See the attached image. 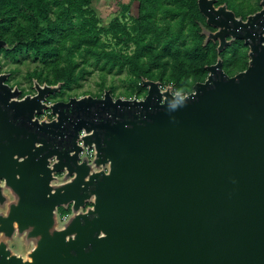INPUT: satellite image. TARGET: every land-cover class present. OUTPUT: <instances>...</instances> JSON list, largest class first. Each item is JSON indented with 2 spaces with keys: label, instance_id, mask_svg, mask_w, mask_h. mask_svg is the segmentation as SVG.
I'll list each match as a JSON object with an SVG mask.
<instances>
[{
  "label": "water",
  "instance_id": "1",
  "mask_svg": "<svg viewBox=\"0 0 264 264\" xmlns=\"http://www.w3.org/2000/svg\"><path fill=\"white\" fill-rule=\"evenodd\" d=\"M215 2L204 42L242 40L247 67L217 58L184 95L142 79L143 98L48 104L60 83L19 98L0 73V264H264V0Z\"/></svg>",
  "mask_w": 264,
  "mask_h": 264
},
{
  "label": "trees",
  "instance_id": "2",
  "mask_svg": "<svg viewBox=\"0 0 264 264\" xmlns=\"http://www.w3.org/2000/svg\"><path fill=\"white\" fill-rule=\"evenodd\" d=\"M135 1V16L126 15L125 4L118 16L102 25L92 0H0V39L7 43L0 54L12 60L24 54L32 58L33 69L27 72L31 85L34 80L41 85L60 83L54 96L94 71L101 91L90 95L101 97L107 89L115 98H143L147 89L142 79L170 85L184 95L205 80L207 66L217 58L229 76L247 67L248 47L242 40H233L220 52L217 42H204L201 27L214 28L206 24L197 0ZM259 1L216 0L215 6L225 3L245 19L260 9ZM117 74H124L126 84L119 93L114 81L105 85L107 77ZM58 212L63 217L70 209L61 207Z\"/></svg>",
  "mask_w": 264,
  "mask_h": 264
},
{
  "label": "rangeland",
  "instance_id": "3",
  "mask_svg": "<svg viewBox=\"0 0 264 264\" xmlns=\"http://www.w3.org/2000/svg\"><path fill=\"white\" fill-rule=\"evenodd\" d=\"M250 1L252 3H257L259 0H250ZM125 4H128L129 6V10L126 13V15L135 16L137 14V6H138V3L135 0H92L91 7L98 16L100 23L102 25H107L112 18L119 15L122 9V5ZM0 60L3 61L2 70L0 71V73H5V71L13 70L11 72L12 76L10 79V83L15 84L19 81L20 86L24 90L29 91L31 89V82L27 77V72L33 69L32 67L33 64H31L33 59L30 58L28 55L24 54L22 55L20 60H12L9 57L4 56L3 53H1ZM123 78H124V74L109 76L105 81V85H110L111 82L114 81V84L116 85L115 92L119 93L123 91V89L126 86V84L123 82ZM99 82L100 81L98 79L97 73L94 71L91 74H89L85 79L80 80L79 83L73 84L71 88H65L63 94H58L56 96L52 95L51 99H49L50 96L49 95L47 98V103L50 104L55 100H61L69 96L80 97L87 92L88 94L99 93L101 91ZM50 116L51 114L47 110L40 118L49 120L51 119ZM69 213L63 217L59 215L61 221L63 220L65 221L66 218L69 216ZM9 245L15 252L18 253L24 252V248L22 246L20 238L15 237L14 240H12L9 243Z\"/></svg>",
  "mask_w": 264,
  "mask_h": 264
},
{
  "label": "flooded vegetation",
  "instance_id": "4",
  "mask_svg": "<svg viewBox=\"0 0 264 264\" xmlns=\"http://www.w3.org/2000/svg\"><path fill=\"white\" fill-rule=\"evenodd\" d=\"M2 65H3V61H1L0 60V66H1V69H0V71L2 70ZM5 72H8V74H9V76H8V78H7V80H6V82L8 83V84H10V86L11 87H13V86H18V88H19V90H20V96H19V98L20 97H22L23 96V94L21 95V92H22V90H24L21 86H20V82L18 81L17 83H15V84H11L10 83V79H11V76H12V74H11V72H10V70L9 71H5ZM32 86V85H31ZM60 91V90H59ZM25 94H34L35 92H34V90H33V86L31 87V89L29 90V91H26L25 90ZM57 93V92H56ZM24 94V95H25ZM69 99V97L67 98V99H65V100H63V101H67ZM55 101H62V100H55ZM54 102V101H53ZM51 118H52V116H50Z\"/></svg>",
  "mask_w": 264,
  "mask_h": 264
},
{
  "label": "built area",
  "instance_id": "5",
  "mask_svg": "<svg viewBox=\"0 0 264 264\" xmlns=\"http://www.w3.org/2000/svg\"><path fill=\"white\" fill-rule=\"evenodd\" d=\"M82 154H86L91 159V157L93 155V151L89 148H85V150L80 153V155H82Z\"/></svg>",
  "mask_w": 264,
  "mask_h": 264
}]
</instances>
